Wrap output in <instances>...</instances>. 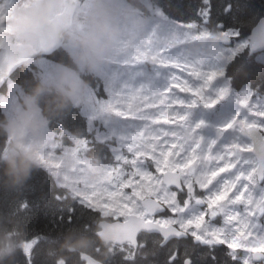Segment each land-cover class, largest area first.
<instances>
[{
  "label": "snow or ice",
  "instance_id": "1",
  "mask_svg": "<svg viewBox=\"0 0 264 264\" xmlns=\"http://www.w3.org/2000/svg\"><path fill=\"white\" fill-rule=\"evenodd\" d=\"M22 2L0 0V110L10 117L35 82L54 84L61 72L78 73L86 86L73 106L80 111L45 130L37 155L47 175L39 188L28 186L38 201L24 198L2 216L23 229L12 264H97L100 246L94 255L68 252L63 234L30 229L31 210L41 207L61 231L95 237L96 222L110 221L106 264H264V100L253 91L259 83L264 93V82L251 71L264 68V41L254 39L264 12L243 0H198L195 19H185L165 10L170 0H115L118 51L91 74L51 33L29 51L9 45L8 21ZM88 7L89 0H59L52 30L79 27ZM192 42L207 54L194 58L186 51ZM161 72L166 80L155 87ZM233 87L243 89L242 112L205 138L192 111L213 107ZM93 155L104 161L99 169Z\"/></svg>",
  "mask_w": 264,
  "mask_h": 264
},
{
  "label": "clouds",
  "instance_id": "2",
  "mask_svg": "<svg viewBox=\"0 0 264 264\" xmlns=\"http://www.w3.org/2000/svg\"><path fill=\"white\" fill-rule=\"evenodd\" d=\"M59 0H23L8 21L11 28L4 38L13 48L24 51L34 48L51 33L55 40L70 50L73 63L83 71L97 74L116 55L123 35L117 17L115 0H89L87 12L80 26L58 25L52 30ZM86 81L78 73L61 72L54 84L35 82L25 93L18 109L10 117L0 119V187L19 191L41 168L38 152L45 139V130L53 118L62 116L80 100ZM43 102V103H42ZM94 168L102 167L99 157L93 155ZM110 223V221H108ZM22 227L15 218L7 223L0 217V264H12L21 247ZM95 237L68 230L61 247L68 252H101L97 264H106L111 247V233L98 230Z\"/></svg>",
  "mask_w": 264,
  "mask_h": 264
},
{
  "label": "trees",
  "instance_id": "3",
  "mask_svg": "<svg viewBox=\"0 0 264 264\" xmlns=\"http://www.w3.org/2000/svg\"><path fill=\"white\" fill-rule=\"evenodd\" d=\"M160 2L162 4H166L169 2V0H160ZM170 2L172 3L173 7L171 9L168 8L165 9L169 13V15H171L174 18L177 15H179L181 18L195 19L194 9L196 4L198 3V0H170ZM243 2L246 3L252 10H254L257 13L264 12V0H243ZM249 33L250 31L245 29V34L247 36L249 35ZM258 62H262V61H258ZM251 71L253 73L254 81L258 82L261 80L262 82H264V68H261L259 65H253ZM249 87H251V85H249ZM231 89L234 91L240 90L234 87ZM253 91L259 95H264V93H260L259 83L256 84ZM69 111L79 112V108L73 109L72 107ZM5 117L6 116L4 115L3 111L0 110V119H4ZM0 144H2V137H0ZM46 175L47 174L42 168L34 170L31 178L28 180L24 188L21 189V191H8L0 187V217L8 213L10 206H14L18 204L24 198H27L31 204L35 205L39 199V193L28 191V186L34 184L37 186V188H39L40 181L44 179ZM30 215H31V222L29 227L32 230L46 231L53 236H59L61 234L64 235L67 232V229H64L62 231L59 229H54V226H52L49 223L48 219L43 215L42 207L40 209L33 208L31 210ZM72 230L77 231L79 233L87 234L79 229H72ZM93 231L94 232L98 231L97 222ZM92 254L94 255V253Z\"/></svg>",
  "mask_w": 264,
  "mask_h": 264
},
{
  "label": "rangeland",
  "instance_id": "4",
  "mask_svg": "<svg viewBox=\"0 0 264 264\" xmlns=\"http://www.w3.org/2000/svg\"><path fill=\"white\" fill-rule=\"evenodd\" d=\"M250 36V35H248ZM194 58H199L198 53L206 55L207 53H202L201 50L198 48L195 42H192L188 49H186ZM261 60H264L261 58ZM150 66V65H149ZM121 71L120 67L113 66V72L114 75H118V73ZM178 71V70H177ZM187 76V73L184 74ZM166 80V77L163 72L160 73L158 77L155 78L153 81V84L155 87H162L164 82ZM176 92H179V89H175ZM243 89L234 91L230 89L228 94L221 99L220 101H224L228 103L231 106L227 107H221L219 109H216V104L211 108H205L202 105L194 109L189 117L190 121L194 124L196 122L203 121L204 127L201 129L204 130H211L215 131L222 126L223 124L230 121L235 115L242 112V106L240 104V97ZM103 95V92L101 93ZM181 96L186 95L185 93H179ZM257 94V93H256ZM258 98L261 100H264V95L257 94ZM166 100V98H165ZM219 101V102H220ZM157 106H162L159 101H157ZM144 111H154V109H143ZM12 115V114H11ZM232 116V117H231ZM123 127V126H121ZM154 171V169H153Z\"/></svg>",
  "mask_w": 264,
  "mask_h": 264
},
{
  "label": "water",
  "instance_id": "5",
  "mask_svg": "<svg viewBox=\"0 0 264 264\" xmlns=\"http://www.w3.org/2000/svg\"><path fill=\"white\" fill-rule=\"evenodd\" d=\"M250 36H252V32H250ZM254 39H255L257 42L264 41V31H260V30L256 31V32H255ZM98 224H99V226L101 227L100 230H105V231L110 232V223H109V222H106V221H100ZM110 233H111V232H110Z\"/></svg>",
  "mask_w": 264,
  "mask_h": 264
},
{
  "label": "flooded vegetation",
  "instance_id": "6",
  "mask_svg": "<svg viewBox=\"0 0 264 264\" xmlns=\"http://www.w3.org/2000/svg\"><path fill=\"white\" fill-rule=\"evenodd\" d=\"M216 133V132H215ZM222 176H226L227 174H224V173H222L221 174ZM260 191V194L261 195H264V188H262V189H260L259 190ZM218 224H222V220L220 219V218H217V221H216ZM260 223H264V218H262L261 220H260Z\"/></svg>",
  "mask_w": 264,
  "mask_h": 264
}]
</instances>
